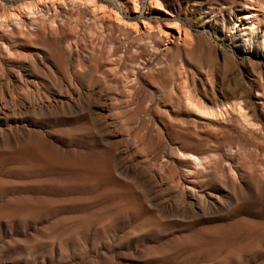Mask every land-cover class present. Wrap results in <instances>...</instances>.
Instances as JSON below:
<instances>
[{
	"label": "rangeland",
	"instance_id": "374dc122",
	"mask_svg": "<svg viewBox=\"0 0 264 264\" xmlns=\"http://www.w3.org/2000/svg\"><path fill=\"white\" fill-rule=\"evenodd\" d=\"M96 1L140 31L62 1L0 26V264H264V0ZM178 65L255 124L191 116Z\"/></svg>",
	"mask_w": 264,
	"mask_h": 264
},
{
	"label": "bare ground",
	"instance_id": "6f19581e",
	"mask_svg": "<svg viewBox=\"0 0 264 264\" xmlns=\"http://www.w3.org/2000/svg\"><path fill=\"white\" fill-rule=\"evenodd\" d=\"M56 1L58 3L62 1L66 5L69 4V2L71 4L76 3L78 6L82 7L85 11L92 14V16L96 20H98L100 23H104V21H106V19H107V23L113 24V25L118 26L120 28L127 26L132 31H138L139 30L138 29L139 17L131 16L128 19H126L122 16V14L119 11L108 8L105 5H101V3H98L96 0H35V1H26V2L22 3L21 5L19 4L17 7L9 8V9H6L5 11H2V12L0 11V26L1 27L2 26L8 27L10 24H12V25L14 24V25H17L16 27H18L24 22L25 23L30 22V25L33 26L34 23L37 22V20L41 19L39 17L42 15V12L45 10L44 4H47L48 7L54 6L56 4L55 3ZM113 1L116 4L117 9H119V6L124 5L127 8H130V10H131V8H135V10H138L137 9L138 8L137 0H113ZM149 4H150V8H152V9L164 10L166 13H169L168 11L163 9L160 0H152L151 2L149 1ZM43 16H45V15H43ZM244 16L245 17H243V18L249 19V23H248L249 32H251V33L256 32L257 28L255 27L254 21L252 20L253 15L250 13H246ZM43 18L45 20V17H43ZM150 19H142V24H143L147 33L150 34V32L152 30H154V31L156 30L155 31L156 34L157 33L163 34V35L169 34V32L162 29L160 23H158L156 21H152ZM21 26H23V25H21ZM173 26L176 29V31L178 32V35L182 34V38H183V41L185 43L190 41V33L187 30V28H185L183 25H181L178 22H175L173 24ZM18 28H20V27H18ZM29 28H31V26ZM22 29H23V27H22ZM4 30H5V28H4ZM7 30H8V28H7ZM0 32H4V31H1V29H0ZM5 33L6 32H4V34ZM12 35H14V34H12ZM151 35H153V33ZM185 73H186V71H184V69H182L179 65L175 67V69H174L175 77L173 79V84L170 87L169 92H170V98L172 100L178 102V104H180L181 107H183L189 114H191V116H193L196 119L220 118V117H223L226 113H229L230 111H234L241 118L242 122H244L248 126H252L255 124L252 116L249 114L245 104L242 101L226 102L222 105H218L213 99H210L207 97L206 91L201 92L195 86H192V84L188 81ZM73 108L77 109V107H73ZM90 109H88V110L85 109V110L89 111ZM85 110H83V111L85 112ZM97 118L98 117H96L95 119H97ZM99 122H101V121H98V124H99ZM182 153H183V151H182ZM191 155H193V154L190 153V156ZM194 157H196V156L194 155Z\"/></svg>",
	"mask_w": 264,
	"mask_h": 264
}]
</instances>
